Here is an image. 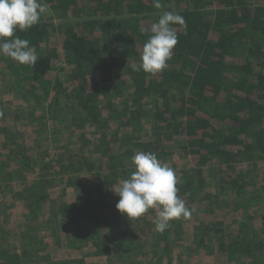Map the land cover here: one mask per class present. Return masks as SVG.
<instances>
[{
    "label": "trees",
    "instance_id": "obj_1",
    "mask_svg": "<svg viewBox=\"0 0 264 264\" xmlns=\"http://www.w3.org/2000/svg\"><path fill=\"white\" fill-rule=\"evenodd\" d=\"M45 2L49 14L16 33L35 46V65L0 56L1 86L32 105L0 116L10 121L0 125V259L178 264L205 248L199 264H264V0ZM165 11L186 28L173 25L168 66L148 74L142 46ZM126 91L129 114L106 109ZM137 151L175 170L191 210L162 233L155 210L129 220L115 207Z\"/></svg>",
    "mask_w": 264,
    "mask_h": 264
},
{
    "label": "clouds",
    "instance_id": "obj_2",
    "mask_svg": "<svg viewBox=\"0 0 264 264\" xmlns=\"http://www.w3.org/2000/svg\"><path fill=\"white\" fill-rule=\"evenodd\" d=\"M156 9L161 0H153ZM50 8L45 0H0V56L10 58L19 65L34 66L38 60L35 46L16 35L37 25ZM173 25L186 28L184 18L174 12H163L151 24L147 41L142 46L139 68L148 74L162 72L172 58L178 43ZM134 171L128 178L118 181L112 191L119 197L115 207L129 220L138 219L150 209L155 210V231L162 233L173 220L188 219L191 210L178 195L175 170L148 151H137L131 157Z\"/></svg>",
    "mask_w": 264,
    "mask_h": 264
},
{
    "label": "rangeland",
    "instance_id": "obj_3",
    "mask_svg": "<svg viewBox=\"0 0 264 264\" xmlns=\"http://www.w3.org/2000/svg\"><path fill=\"white\" fill-rule=\"evenodd\" d=\"M55 21H57V18H55ZM65 66L63 65H61V66H58V67H55V69L53 70L54 71V74L56 75V76H59V75H61V76H63L64 77V75L66 76V71H65ZM52 75V77L54 76L55 77V75ZM0 86H1V84H0ZM8 86H10V87H8ZM3 89V92H1L0 93V114H2V115H0V116H2V117H4L3 115H5V113H7V112H9L10 110L9 109H11L12 111L14 110V111H17V114H21L22 116H21V118L23 117V115H27L26 113L29 111V110H31V104L29 103V104H25V105H21V102H23L24 101V99L23 98H20V95H18V94H16V90H15V88L12 86V84H10V85H4L3 86V84H2V86L0 87V90H2ZM17 89V88H16ZM6 91V92H5ZM17 91L19 92V89H17ZM68 94V96H70V97H72L73 95H72V92L71 91H69L68 90V92H67ZM128 92L126 91V92H124L123 94H121V95H118V96H111V97H108L107 99H108V101H109V103L110 104H112V107H109V106H107L106 107V109H112V111L114 110V109H117V110H119L120 111V113H125V114H129V112H131L130 110L131 109H133V105H128V104H130V102H129V98H128ZM66 95V96H67ZM65 95H63V97L61 98V99H63L64 97H66ZM107 102V101H106ZM128 103V104H127ZM107 111H109V110H107ZM14 120V119H13ZM144 121H142V123H143ZM0 125L1 126H9L10 125V121H9V119H7V120H0ZM51 131H52V133L54 132H56V129H53V127H51V129H50ZM55 130V131H54ZM59 131H57V133H58ZM47 135V134H46ZM51 135V134H50ZM124 140V139H123ZM0 141H2V140H0ZM120 143H122V142H120ZM45 155V154H44ZM40 155H37L36 157H38V158H40L39 157ZM253 165H251V166H249V167H252ZM33 168H35V167H33ZM64 168V167H63ZM48 170V169H47ZM52 171H54V170H50V172H52ZM261 171H264V161H259V167H258V170H257V172H261ZM212 172H210L209 173V179H211L212 178ZM256 187H254L253 185H250L248 188H247V190H248V194H247V196H249V195H251V193H252V191H254V190H256L255 189ZM19 210V209H18ZM18 210L16 211V212H18ZM253 210H255L254 209V207L253 208H251V212L253 211ZM243 211V210H242ZM2 213H3V211L2 212H0V216H2ZM20 214H21V212H19ZM25 215L24 214H21V215H19V217H21V218H23L22 220L23 221H25V217H24ZM16 217V216H15ZM1 218H3V217H1ZM22 221V222H23ZM17 224V223H16ZM17 226H18V224H17ZM15 233V232H14ZM7 236H8V233H7ZM8 240L10 241V242H14L15 240L17 241V239H16V237H15V235H13V234H11L10 233V235H9V238H8ZM204 249L205 248H202V249H195V248H192L191 250H189L186 254V257L183 259V260H181L178 264H199L200 263V259H198L199 257H201L203 254H204ZM5 256L7 257V259H8V261H9V263L8 264H15V261H17L16 260V258H15V254H14V252H8V254H5ZM39 256H41V254L39 255ZM34 259V258H33ZM61 259V260H60ZM60 259H53L52 260V262L51 263H67V261H71V259H75V257L72 255V256H67V257H62V258H60ZM214 259L215 260H217V261H222V259H224L223 257H220V256H214ZM225 260V259H224ZM99 261V260H98ZM127 261H128V259L126 258L125 260H118V261H115V264H127ZM34 261H31V262H29V264H49L50 262L49 261H47V260H39L38 262H35V263H33ZM0 264H6V263H4V261H2L1 259H0ZM27 264V263H26ZM177 264V263H176ZM230 264H234V263H230ZM237 264V263H236Z\"/></svg>",
    "mask_w": 264,
    "mask_h": 264
}]
</instances>
